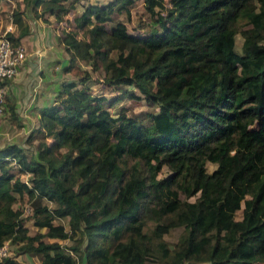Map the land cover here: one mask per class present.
I'll return each mask as SVG.
<instances>
[{
    "label": "trees",
    "instance_id": "16d2710c",
    "mask_svg": "<svg viewBox=\"0 0 264 264\" xmlns=\"http://www.w3.org/2000/svg\"><path fill=\"white\" fill-rule=\"evenodd\" d=\"M137 1L22 0L42 3L34 14L45 23L44 14L63 21L79 3L59 39L64 71L77 80H64L40 112L35 131L50 142L40 139L30 156L19 144L0 146V246L21 242L42 255L39 264H73L81 247L85 264L264 262V0H142L146 34L125 25ZM23 35L6 33L15 44ZM98 71L116 99L141 95L158 105L148 123L103 105L88 85ZM6 106L19 124L8 94ZM24 197L55 203L30 213L44 232L28 233L23 208H14ZM62 217L68 229L54 223Z\"/></svg>",
    "mask_w": 264,
    "mask_h": 264
},
{
    "label": "rangeland",
    "instance_id": "374dc122",
    "mask_svg": "<svg viewBox=\"0 0 264 264\" xmlns=\"http://www.w3.org/2000/svg\"><path fill=\"white\" fill-rule=\"evenodd\" d=\"M21 1V0H20ZM89 1H98L103 2L105 0H89ZM3 7L0 9V15L4 21H8V24L11 23L12 26L15 24L16 29L19 30L18 32H23L25 34L31 33V24H29V21L31 18H37V21L39 23H45L43 22V19L35 17L34 9H36L38 12L40 7L43 5L42 3L35 7L33 9L32 5L27 4L22 5V3H19L18 0H2ZM71 9L68 13H66V17H74V14H79L81 12V8L79 7V3L77 4H71ZM131 14L129 16V22H126V27L130 32H141L143 34H146L148 32V27H140V20L144 21L145 23H150V20L147 17V11L143 5L142 0H138L136 4L131 8ZM45 17H49L48 13L44 14ZM64 16V17H65ZM114 20H119L120 18L126 19L125 14H113ZM49 24L51 29L55 31L56 38L59 40L64 35V30L67 28V25L64 21H61L60 24L56 23L54 25H51L52 23H45L44 25ZM158 27V25H155ZM140 27V28H139ZM57 31V32H56ZM241 44H242V37L239 33L235 35V49L240 52L241 51ZM80 65L83 68L90 69L89 65H87L84 62H81ZM94 81H89L88 85L90 90L95 95H102L104 96L103 105L114 115L116 116L117 113H124L128 114L129 116H132L133 118L137 119L138 121L148 123L149 122V113H155L158 110V105H147L144 99L139 95L137 98H124L122 100L116 99V96L119 94L118 90L115 86H108L103 82L104 74L103 71H98L92 73ZM72 76V75H71ZM75 80H77V77L73 76ZM81 87V86H79ZM127 89H133L136 91L137 94L139 92L134 89L132 86H124ZM36 130V129H35ZM30 137V139H29ZM46 139L42 135V137L39 136V133L32 131L27 132L23 131L20 128L19 124L14 123L10 117L7 115H4L2 118L1 123V130H0V146H3L8 143H16L19 145H22L25 153L27 156H30L35 150V144L40 139ZM48 142H50V139H46ZM10 167L12 171L20 177L22 180H27L29 175L26 173H20L18 171V166L14 163L10 164ZM215 167V164L211 162L206 163V168L208 171H211ZM169 173V170L167 167H163V169L160 172V176H166ZM179 197L183 200H194L195 196L186 197L182 193L179 194ZM40 204H47L50 207H54L55 203L48 201L41 197H35L32 200H28L27 197L19 199L14 204V208H23L24 212L22 217L24 218L25 226L28 228L29 234H36L38 232H44V228H37L35 225H33L32 220L29 218L30 213H27L25 211L26 208H33ZM241 215V211L239 210L237 212V216ZM54 223H61L65 226L66 229L69 228L68 225V217H62V218H56L54 220ZM182 227H176L172 229V231L165 235V238L170 242H175L182 232ZM42 239L46 242H52L56 241L59 242L62 245L68 246L70 244H73V241L70 239H56V238H49V237H42ZM6 247H7V254L0 258V262H5V258H11L13 259L16 264H39L42 255L36 254V253H29L26 251H23L21 249V242H10L6 241ZM83 247L80 248V250L71 251V254L74 258L73 264H85V261L82 259V250ZM120 264V263H117ZM146 264H157V262L147 261Z\"/></svg>",
    "mask_w": 264,
    "mask_h": 264
},
{
    "label": "crops",
    "instance_id": "0c3cea01",
    "mask_svg": "<svg viewBox=\"0 0 264 264\" xmlns=\"http://www.w3.org/2000/svg\"><path fill=\"white\" fill-rule=\"evenodd\" d=\"M18 1L22 3V0ZM108 1L89 2L107 3ZM1 7H3L2 0H0V9ZM63 19L65 22L66 19L71 20L72 17L65 16ZM49 20L51 25L61 22L55 21L51 16H49ZM29 24L32 28L31 33L23 35L19 40L26 50V58L16 76L8 82L7 94L14 100L20 128L23 131H34L35 133L42 109L53 103L64 80L74 78L64 71L69 56L65 52L63 44L56 38L55 31L49 24L39 23L37 18H31ZM16 25L8 24V21H4L0 15V33L8 30L16 36L19 33V30H15ZM39 136L41 137L42 134L39 133ZM254 264H264V262Z\"/></svg>",
    "mask_w": 264,
    "mask_h": 264
},
{
    "label": "built area",
    "instance_id": "2783aa9c",
    "mask_svg": "<svg viewBox=\"0 0 264 264\" xmlns=\"http://www.w3.org/2000/svg\"><path fill=\"white\" fill-rule=\"evenodd\" d=\"M9 32L5 30L0 33V130L2 118L6 115V95L8 82L16 76L19 68L22 66L26 58V50L24 46L19 43H12L6 36ZM27 213L32 212V208H26ZM7 242L0 246V258L7 254Z\"/></svg>",
    "mask_w": 264,
    "mask_h": 264
}]
</instances>
